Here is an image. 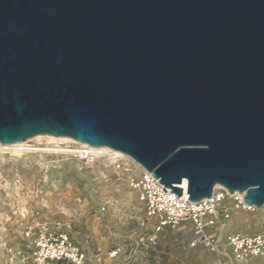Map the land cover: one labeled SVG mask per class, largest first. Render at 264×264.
<instances>
[{
	"label": "water",
	"instance_id": "water-1",
	"mask_svg": "<svg viewBox=\"0 0 264 264\" xmlns=\"http://www.w3.org/2000/svg\"><path fill=\"white\" fill-rule=\"evenodd\" d=\"M37 136L263 207L264 0H0V144Z\"/></svg>",
	"mask_w": 264,
	"mask_h": 264
},
{
	"label": "rangeland",
	"instance_id": "rangeland-1",
	"mask_svg": "<svg viewBox=\"0 0 264 264\" xmlns=\"http://www.w3.org/2000/svg\"><path fill=\"white\" fill-rule=\"evenodd\" d=\"M28 145L48 146L46 141ZM230 196L222 206L230 216L220 218L217 226L196 234L192 222L183 223L162 233L156 246H148L152 222L145 220L135 193L106 169V157L92 162L72 154L17 156L0 148V264H19L8 250L24 247L22 230L31 222H47L53 230L62 226L90 255L102 248L103 264H264V252L241 259L228 241L264 236V206H243ZM102 207L107 212L100 215ZM205 235L210 241L202 239ZM114 250L119 253L110 258Z\"/></svg>",
	"mask_w": 264,
	"mask_h": 264
},
{
	"label": "built area",
	"instance_id": "built-area-1",
	"mask_svg": "<svg viewBox=\"0 0 264 264\" xmlns=\"http://www.w3.org/2000/svg\"><path fill=\"white\" fill-rule=\"evenodd\" d=\"M102 157H106V169L113 172L116 181L124 182L127 188L135 193L145 220L152 222L151 232L147 237L148 246H156L158 237L162 233L168 229H176L183 223L192 222L196 234H203L206 229L217 226L220 218L228 219L230 216L222 207L224 200L230 196L226 189H214L211 198L193 203L190 202L187 192L186 195L183 192L182 196L178 197L134 160L110 153ZM95 158L101 157L92 158V162ZM164 188L167 192H164ZM237 194L234 193L235 200L245 206L243 198L241 199ZM78 201L81 203V198ZM104 212H107V207H102L98 214L103 215ZM58 226L59 228L53 230L47 222H31L25 225L21 235L25 242L24 247L19 250L9 248L8 254L11 258H16L19 264H103L105 262L106 252L102 248L94 250V254L90 255L63 230L62 226ZM202 239L207 242L211 238L205 235ZM228 241L234 253L241 259L258 257L264 252L263 235L254 238L233 236L229 237ZM84 242L89 245L92 239L87 236ZM118 253L119 251L114 250L109 256L115 258Z\"/></svg>",
	"mask_w": 264,
	"mask_h": 264
},
{
	"label": "bare ground",
	"instance_id": "bare-ground-1",
	"mask_svg": "<svg viewBox=\"0 0 264 264\" xmlns=\"http://www.w3.org/2000/svg\"><path fill=\"white\" fill-rule=\"evenodd\" d=\"M33 141H36V142L46 141L48 146L46 148L31 149L30 145L28 144ZM72 144L76 145L74 147L75 149H69V148H73L69 146ZM63 145H66V146L63 147ZM0 148L1 150H10L11 153L17 156H22L24 153H36V154H41V155L46 154L48 156L56 155V154H72V155H76L77 157L81 159L87 158L92 161V158L94 157H102V155H105L106 153H110V154H117L118 157H124L128 160L131 159L130 157L124 155L123 153L114 151L110 148H107V147L94 148L88 144L79 143L68 137L37 136L24 143L10 144V145L0 144ZM182 187H183L182 189L184 191V195H186V188H187L186 180H184ZM215 189H225V188L220 185H217ZM237 195H239L241 199L243 198V194L238 193ZM245 208L248 210H253V208H248V207H245Z\"/></svg>",
	"mask_w": 264,
	"mask_h": 264
}]
</instances>
